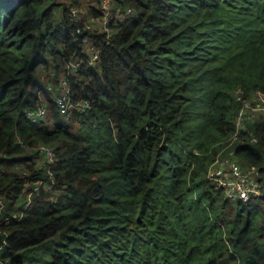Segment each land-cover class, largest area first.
<instances>
[{
  "label": "trees",
  "instance_id": "16d2710c",
  "mask_svg": "<svg viewBox=\"0 0 264 264\" xmlns=\"http://www.w3.org/2000/svg\"><path fill=\"white\" fill-rule=\"evenodd\" d=\"M115 2L135 13L107 38L65 0H0V164L32 158L39 141L57 156L26 176L53 175L57 199L42 188L1 225L0 261L264 264V199L230 198L208 175L237 129L235 90L264 89V0ZM84 33L98 63L83 59L68 80L90 107L65 120L45 94V118L23 119L44 88L39 63L86 57ZM237 134L222 153L264 179V114ZM26 177L0 174L6 210Z\"/></svg>",
  "mask_w": 264,
  "mask_h": 264
},
{
  "label": "built area",
  "instance_id": "2783aa9c",
  "mask_svg": "<svg viewBox=\"0 0 264 264\" xmlns=\"http://www.w3.org/2000/svg\"><path fill=\"white\" fill-rule=\"evenodd\" d=\"M79 4H70V18L81 22L83 28L104 33L107 38L114 32L117 22L135 13V9L132 6L128 5L125 8H120L115 0H93L85 3L86 6ZM89 5L93 9H90ZM81 42L86 57L69 58L58 68L54 63H39V68L46 76L44 88L40 90L39 100L34 105L25 107L21 116L23 119L39 122L45 118L48 113V104L44 99L45 94H48L54 101L59 114L65 120L72 119L75 113L90 107L89 98L74 96L68 80V74L76 72L83 59L88 61L89 64H97L100 45L86 33L81 35ZM235 96L240 104L235 118L237 129L230 137L229 142L222 146L215 155L208 168V175L214 183L223 188L225 194L230 198L238 197L242 200L264 199V179L260 177L258 168L252 165L243 166L230 155L222 153L225 148L232 146L238 140L237 130L239 128H246L247 121L254 120L259 114H264V89H256L250 95L245 96L237 88ZM17 139L20 140L19 138ZM251 140L255 141L256 136H253ZM31 149L33 150L31 152L33 153L32 158L14 160L9 166L0 164V174L11 170L20 176L26 177L31 172V165L34 168H46L50 172V168L57 158L54 145L39 141ZM232 152L233 149L231 148L228 154H232ZM52 184L54 185L53 175H51V179L48 182L45 178L32 180L27 177L24 178L19 192L23 197H20L18 193L16 199H14L15 206L9 211L6 210V192L0 190V231H2V224H7L12 219H19L23 215L24 209L30 205L32 196L40 193L42 188L49 191L48 197L50 199L56 200L57 189H52ZM0 264H5V262L0 261Z\"/></svg>",
  "mask_w": 264,
  "mask_h": 264
},
{
  "label": "rangeland",
  "instance_id": "374dc122",
  "mask_svg": "<svg viewBox=\"0 0 264 264\" xmlns=\"http://www.w3.org/2000/svg\"><path fill=\"white\" fill-rule=\"evenodd\" d=\"M65 1L67 2V4L72 3V0H65ZM89 1L92 2L93 0H82L79 5L83 4V6H86L85 3L89 2Z\"/></svg>",
  "mask_w": 264,
  "mask_h": 264
}]
</instances>
